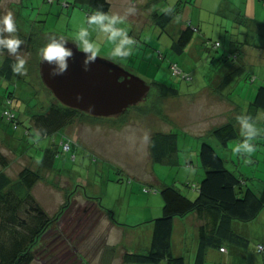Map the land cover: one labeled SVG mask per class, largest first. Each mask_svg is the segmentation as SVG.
<instances>
[{
	"label": "rangeland",
	"instance_id": "374dc122",
	"mask_svg": "<svg viewBox=\"0 0 264 264\" xmlns=\"http://www.w3.org/2000/svg\"><path fill=\"white\" fill-rule=\"evenodd\" d=\"M187 1L191 0H149L150 3H154V6L159 3L165 6L166 2L168 6H176L178 4L181 7L180 13L182 16L179 24L182 26H185L183 23L187 22L191 16L189 11H192V6L190 7ZM109 2L111 3V7L108 14L125 16L124 23L118 26L124 28L137 41L133 53L120 65L145 79L152 87L145 100L129 107L124 113L118 116L96 118L112 125H117L120 121L125 123L121 131L114 132L112 130L111 134L113 135L107 136V141H102V145L104 146L102 150L92 147L93 145L89 146L84 142L78 144L72 143V149L69 153H64L61 149L59 155H55L54 157L53 166L48 168L47 171L46 169L43 170L42 179L36 184L35 189L33 188L32 193L34 196L37 193L41 197L47 204V211L50 214L55 213L54 211L56 213L61 211L57 236L51 237L49 242L56 237H58L56 238L57 242H60V239L62 241L59 247L53 244L51 250L55 247L57 248L54 251L52 250L50 254L48 253L50 248L44 251L41 250L40 259L35 260L31 264H80L79 255L76 257L78 253L88 256L90 263L96 262L95 260L98 262L96 256L101 252L106 242L110 241L113 243L124 234L111 228V224L105 223L103 226L100 225L103 217L106 218V213L99 210L96 197H98L103 205L112 207L110 210L115 218L119 221H128L127 223H130L128 225L129 229H127L128 233L124 235L125 239L130 236L131 239L137 242L139 236L147 238V231L144 230L147 228L144 225H136L133 222L142 213L141 208L137 207L136 203L138 202V198L136 197L137 190L132 192L131 188L132 185L138 183L139 176L131 173L127 168L125 172L122 166L125 164L136 170L138 174L145 175L147 160L150 157L151 151L148 145V136L156 130L162 131L161 129L167 127L170 123L161 119L162 121L159 124L157 120L160 119H153L154 115H149V110H153L156 106L162 107L161 101L156 95L158 92L154 81H164L178 86L180 78L176 76L172 77L171 74L170 63L172 61L178 62L184 73H190L193 77L198 73L207 77L214 75L216 70L210 69V64H213L212 67L216 66L217 68L227 65L220 51V49L223 50L224 48L218 50L211 46L207 52H203L200 55L196 52L198 46L192 43L187 46L182 56L172 51L171 45L177 35V32L174 31V26H171V29L168 27L163 29L154 24L152 19L147 18L148 14L143 11L141 7V3L143 4L142 0L134 1L135 3L133 0H109ZM186 5H188V11L183 14V8ZM132 8L135 11L129 13V9ZM90 9L88 5L81 3L79 0H0V17L11 12L17 24L16 33L5 34L19 37L21 34L31 35L28 39L26 38L28 42L25 40L27 43H25L23 49L18 51V55L25 57L27 60L25 66L27 73L25 75L15 73L14 78L11 80L0 75V149L8 157H13L12 166L10 165L5 169L13 178L17 177L16 172H18L21 165L28 166L33 156L36 159L40 158L42 160L45 149L49 146H54L55 149L60 147V142L63 138L62 132L44 136L39 134L37 136L38 132L32 129L34 131H32V135L26 134V127L28 126L27 116L29 113L48 110L52 102L58 101L42 80L39 49L52 36L62 35L70 38L75 35L80 27H88L91 38L101 43L100 56L106 57L112 47L111 42L106 40L105 34L98 31L97 26H89L87 24ZM208 15L213 16L214 14L208 13ZM216 35V32H214V36H209L212 39L210 42H214L217 39ZM218 37L222 38L220 34H218ZM159 53H162L164 57L158 56ZM7 54L9 53L0 51V68L3 58ZM198 56L201 59L199 61ZM251 78H255V81L251 82ZM243 79L245 81L250 80L248 81L249 85L253 84V87L258 88L264 83V74L258 69H254L250 73L249 71L244 72ZM238 91L241 92V90ZM5 108H9L18 114L21 120L19 128H14L12 123L1 117ZM163 109L164 107H162ZM139 112L144 113V115H140ZM85 116H91L87 119L94 117L87 113H85ZM80 124L82 125L81 121L72 122L65 127L63 133L71 132L72 126H76L75 128H79L80 130ZM6 130L8 134L20 137L21 145L19 146L24 153L29 154V160H27L29 163H26L25 157L15 158L13 152L8 149L11 146L15 149L16 145H12L10 138H8L9 141L6 140L7 136L3 135V132ZM180 135L187 137V139L190 138V134L187 133H180ZM96 136L97 132L92 134L93 138ZM201 136L204 141L216 147L222 157L226 159L230 170L239 175L243 174V177L248 179L250 186L254 188L253 182L259 183L258 179L264 185L263 140L257 142L258 144L255 145L256 150L253 153L242 156L234 153L233 148L230 150L231 145L230 147L221 145L218 139L211 133L205 134L203 132ZM242 139L243 137L240 135L232 141L236 144ZM185 145L186 148L181 147V151H179L175 158L179 159L183 155V158H188L199 163L200 156L198 150L193 146L189 148L188 145L191 144L188 140L185 142ZM1 169L2 167H0ZM155 169L156 173L162 177V180H166L168 184L172 183L171 185H173L174 178L180 171L179 167L169 165L168 163H156ZM57 179L58 182H56ZM197 179L192 180L193 183L188 187L189 191L197 190L195 189L197 187L195 183ZM46 182L51 183L53 187L51 188L46 185ZM194 184L196 185L195 187ZM151 187L153 188L154 186ZM149 188L150 184L148 182H142V189L149 190ZM158 189L156 193L162 197L160 193L162 188ZM183 189L185 192L188 191L184 187ZM71 194L72 203L70 210H68L69 208L62 209V206L67 202L68 196ZM91 197H95L96 200ZM89 209L91 211H88ZM59 233L62 234L60 237L58 236ZM64 237L67 238L65 239ZM192 238L193 236L189 238V242L192 241ZM252 241L249 246L244 248L251 258H259L263 252L255 249L254 242ZM139 243L144 246L136 251L146 252L150 249V242L146 244V240H142ZM234 246L237 247L238 245ZM118 247L113 248L114 256L116 253L115 249H118ZM186 255L187 264H195L194 260L189 258V254ZM224 259L225 255L220 252H213L209 256L211 263L224 264ZM120 263L114 257L113 264ZM161 264H165V262Z\"/></svg>",
	"mask_w": 264,
	"mask_h": 264
},
{
	"label": "trees",
	"instance_id": "16d2710c",
	"mask_svg": "<svg viewBox=\"0 0 264 264\" xmlns=\"http://www.w3.org/2000/svg\"><path fill=\"white\" fill-rule=\"evenodd\" d=\"M79 1L91 8L89 15L97 10L109 13L111 7L109 0ZM262 1L264 2V0ZM174 9L175 11L172 15L158 11L152 13V19L155 24L166 29L173 20V16L176 13L180 14L177 6H174ZM198 29L197 26L191 24V21H187V25L183 28L179 37L173 40L171 50L180 56L184 54L196 34H203ZM30 36L29 34L20 36L24 41L20 50L23 49ZM207 37L210 39L209 36ZM204 43L207 52L209 47H211L209 45L210 40H206ZM213 48L218 50L224 48L223 50L220 49V51L227 65L218 68L216 66L212 67L213 64L210 65L213 70L219 71L223 67L228 70L230 74L225 77L224 82V85H227L235 71L238 72L236 75H241L244 71V68L238 65L241 52L239 48L229 50L226 47H222L221 41H215ZM3 52L7 53L8 51L4 49ZM158 56L164 57L162 53H159ZM14 61L15 57L10 53L7 54L3 58L0 75L10 80L13 79L15 73L12 71V64ZM231 66H233V69ZM175 67L181 71L176 73ZM170 69L172 77H179L180 82L190 83L193 80L192 74L184 73V70L176 61L170 63ZM154 85L159 93L158 98L180 93L178 86L164 81L156 80ZM262 108H264V83L258 87L257 94L254 100L250 102L246 114L250 115L254 120L258 110ZM5 110H8L9 113H5ZM153 111L163 116L162 107L156 106ZM82 116H85V112L64 105L58 100L57 102H52L48 110L29 113L27 116V134H32L33 130L43 136L53 135L58 132L63 133L67 125ZM1 117L12 123L14 128H19L21 120L13 110L5 108ZM2 124L4 123L2 122ZM212 133L225 147L228 146L230 141L240 136L239 129L233 121L215 127ZM261 139L260 135H257L254 145H257V142ZM66 142H69L72 147L73 136L71 135L70 137L69 134L65 138L64 143ZM176 146V133L156 132L151 137L150 149L156 161H162L165 156L176 149ZM59 153V147L56 149L54 146L47 147L39 168L23 166L17 173V177L13 178L5 171L10 165V158L0 149V167H2L0 170V264H31L35 260L40 259L41 250L44 251L50 248L48 251L50 254L52 250L54 251L60 246L62 239H60V242L56 240L58 237L53 238L54 240L52 239L51 242H49V239L57 236L61 211L52 216L32 193L33 187L42 179V172L45 170L42 168L52 167L54 157L59 155ZM200 159L205 169V174L200 182L197 196L191 197L175 185H164L160 192L163 198V210L153 220L150 249L146 252L127 249L123 255L125 264H159L162 261H165L166 264H187L185 256L175 254L173 249L174 219L176 217H185L193 212H198L202 220L205 221L199 228V245L195 264H205L208 250L211 247H219L220 250L225 248L227 250L226 247L229 246L230 248L233 244L243 245V247L248 246V243L243 240L244 238L233 228V222H249L258 217L264 208V188L258 192L248 184V179L243 177V174L239 175L230 170L226 159L209 142L204 141L202 143ZM246 185L247 187H245ZM158 190L155 187H150L149 190L145 189L147 192H158ZM71 197L72 194L68 196L67 202L62 206V209L69 208L68 210H70ZM93 199L96 200L95 197ZM97 203L99 210L105 211V206L99 201ZM88 211L91 210L89 209ZM61 235L59 233L58 236L60 237ZM64 238L66 239L67 237ZM53 244L58 246L51 250ZM225 244L227 245L225 246ZM257 245L264 244L258 243ZM109 250L106 253L111 257L110 253L112 254L113 252H109ZM225 250L221 251L225 252ZM262 250L264 248H260L258 251Z\"/></svg>",
	"mask_w": 264,
	"mask_h": 264
},
{
	"label": "crops",
	"instance_id": "0c3cea01",
	"mask_svg": "<svg viewBox=\"0 0 264 264\" xmlns=\"http://www.w3.org/2000/svg\"><path fill=\"white\" fill-rule=\"evenodd\" d=\"M134 1L136 2L140 0H133V2ZM142 2L143 4L141 3V7L143 11L148 14L147 18L149 19H152V13H154L155 11L161 13L163 12L161 11V9L168 6L167 2L165 6L161 3L155 5L158 7H155L154 3H150L149 0H142ZM187 3L190 4V7L192 6V11H189L192 17H189L188 22L191 21V24L199 28V32H203V34L197 33L196 37H194L190 42V44L194 43L196 46H198L196 52H198L200 55L203 52H206L204 41H212L211 37L210 39H208L207 36H214V32H216L217 39H215V41H221L222 47H226L229 50L239 48L241 52V58L238 62V65L242 66L244 68V71L241 75H236V73L238 72H234L232 70V72H234V75L230 78L227 85H224L225 77L230 73L224 67L219 69V71L216 70V73L214 75H210L209 77L202 76L201 73H198L193 77V80L190 83L179 82L178 89L180 93L178 95H168L159 98L162 107H164L165 109H163V116L155 113L153 110L149 111V115L153 114V119H160L157 120L159 124L162 121L161 119H164L166 120V122L170 123L167 127L161 129L162 131L156 130L155 132L151 133L148 136V145L150 148L151 137L154 133L173 132L177 134L176 149L173 150L169 155L165 156L162 161H156L150 151V157L147 160V170L145 175L138 174L136 170L128 167L125 164L124 166H122L125 169V172L127 168L131 173L139 176L138 183L136 185H132L131 188L133 190L132 192H134V190H137L136 197L138 198V202L136 203L137 207L141 208L142 213L138 215L133 222H135L136 225H144V227L147 228L144 229L147 231V238L139 236V240H137V242L134 239H131L130 236L125 239L124 235L128 233L127 229H129L128 225H130V223H127L128 221H119L112 214V211L110 210V208L112 207L104 205L106 218L103 217L100 225L103 226L105 223L111 224V228L124 235L119 240L116 239V241L113 243H111L110 241L106 242L101 252H99L96 256L98 262L97 260H95L96 262L93 261L90 263V261L88 260L90 258H88V256L78 253L76 257H78L79 255L80 264H113L114 257L121 262L120 264H125L123 261V255L127 249L132 251L139 250V248L141 249L144 245L139 242H141L142 240H146V244H149V242L151 243L153 234V220L155 217L159 216L162 213L163 198L156 192L151 193L145 191V189H142V182H148L150 184V187L154 186L157 189L160 187L162 188L164 185L168 184L166 183V180H162V177L156 173L155 169L156 163H168L169 165L177 166L180 169V171L174 178L175 181L173 185L180 188L185 194L191 197H196L198 194L200 182L205 174V169L201 164V159L199 163H196L192 160H189L188 158H183V155L179 159H176L175 156L179 153V151H181L182 148L186 146L185 142H187V140L191 144L188 145V147H195L198 150L200 156V147L202 145V142H204L201 134L204 132L205 134L211 133L213 135L212 131L215 127L223 125L229 121H233L236 124V127L240 130V125L236 120V116L240 114H246L247 107L249 106L250 102L254 100L257 94L258 88L253 87V84L249 85L248 81L250 80L245 81L243 79V74L246 71H249L250 73L254 69H258L264 74V2L262 0H192L187 1ZM176 6L177 9L181 12V7L178 5ZM187 6L188 5L183 8V14L188 11ZM208 13H212L214 15L209 16ZM152 21L154 22L153 19ZM183 24L186 26L187 22ZM171 26H174V31L177 32L176 38H174L177 39L185 26L176 23L174 19L169 23L167 27L171 29ZM218 34H220L222 38H219ZM21 35L23 36L24 34ZM214 42H210L209 45L214 47ZM182 55L183 54H181V56ZM199 60H201L200 56H198V61ZM211 68L212 67L210 65V69ZM231 68L233 69V66H231ZM253 81H255V78H251V82ZM238 90H241V92H239ZM156 95L159 96V93H157ZM236 95H238V97H236ZM146 113L147 112H145V114ZM140 115H144V113H140ZM90 117L82 116L81 118L75 120V122L81 121L82 125L80 124V130L79 128H75L76 126H72V133L68 131L67 133L61 134L63 135L59 147L60 150L62 149L61 151H63L64 153H69L67 151H64L62 148L65 142V138L69 135V133L73 135V143L78 144L84 142L89 146L93 145L92 147H96L99 150H102L104 147L102 145V141H107V136L113 135L111 134V131H121V129L125 126V123L122 121H120V123H117V125H112L96 119L98 117L95 116V118L92 117L94 119H87ZM253 121L255 122L256 127L259 129L258 136L260 135V137L262 138L261 140H263L264 143V108L258 110L257 115ZM95 132H97V136L93 138L92 134ZM180 133L190 134V138L187 139V137L183 135L182 137ZM3 135L7 136L6 140L10 138L12 145H16L15 149L12 146H7L9 147L8 149L13 152V156H15V158L25 157L24 159L26 163H29L27 161L29 160V154L24 153L19 146L21 145L20 137L18 138L16 135L8 134L7 130L3 132ZM230 145L231 150L235 143L233 141H230L227 147H230ZM71 149L69 151H71ZM12 158L10 157L11 166L13 163ZM41 161L42 160H40V158L36 159L33 156L31 159V163H29L28 166L35 169L39 168ZM22 167L23 166L21 165L19 170ZM48 168L50 167H46L44 169H46L47 171ZM18 172H16V174ZM196 178H198L197 181H195V183L197 184V187L195 189L197 190L189 191L188 187L191 183H193L192 180H196ZM257 181H259V183L253 182V186L255 190L260 192L264 188V185L261 183L260 179H258ZM56 182H58V179L56 180ZM45 184L51 188L53 187L49 182H46ZM35 186L33 187L34 189ZM195 186L196 185L194 184V187ZM183 187L188 191L185 192ZM35 197L47 210V204L41 199V197H39L37 193ZM96 198L97 201L101 202L98 197ZM54 212L55 213H52L51 215L54 216L56 214V211ZM204 222L205 221L202 220L198 212H193L185 217H176L174 219L173 249L175 254L184 255L185 258H187L186 254H189V258L191 260H194L195 262L199 245V228L200 225ZM233 228L244 238L243 240L248 243V246L253 240L252 242H254L255 249H257L256 246L258 243L264 244V208L260 212L258 217L252 221H234ZM191 236H193V238L192 241L189 242V238ZM226 245L227 244H225V246ZM234 245L237 244L231 245L230 248L229 246H227V250H225V252L221 251L219 247L209 248L205 264H217L211 263L209 261V256L213 252H220L225 255L224 264H264V250L260 251L263 252V254L259 258H251V256L247 254V251L244 247L241 248L240 245L235 247ZM116 246L119 247L118 249H115L116 253L114 256L113 248H116ZM145 247L148 248L147 245H145ZM110 248L111 250H109ZM108 250L109 252H113L112 254L110 253L111 257L106 253V251Z\"/></svg>",
	"mask_w": 264,
	"mask_h": 264
},
{
	"label": "clouds",
	"instance_id": "9594fccd",
	"mask_svg": "<svg viewBox=\"0 0 264 264\" xmlns=\"http://www.w3.org/2000/svg\"><path fill=\"white\" fill-rule=\"evenodd\" d=\"M135 9H129V13ZM165 14L172 15L175 11L174 6H166L161 9ZM125 16L119 14H108L102 10H97L87 19L89 26H97L100 33L105 34L106 40L110 41L112 47L105 57L115 64H122L133 51L137 41L130 36L128 32L118 25L124 23ZM176 23L182 19L181 14L176 13L173 16ZM17 32V24L11 12L0 17V51H7L15 56V61L12 64V71L19 75L27 73V60L25 57L18 55V51L24 41L15 35H4L5 33L12 34ZM83 53V66L85 70L94 63L98 56L101 55L102 45L97 40L91 38L88 27H80L72 37L52 36L49 41L39 49L42 62L47 63L51 68L52 76H62L69 67V58L74 56L73 47ZM236 120L240 125V135L243 139L233 146V152L244 155L253 153L256 148L253 143L254 139L259 134V129L256 127L252 117L248 114H240L236 116ZM39 136V133H37ZM264 248V245H257V250Z\"/></svg>",
	"mask_w": 264,
	"mask_h": 264
},
{
	"label": "water",
	"instance_id": "95a60500",
	"mask_svg": "<svg viewBox=\"0 0 264 264\" xmlns=\"http://www.w3.org/2000/svg\"><path fill=\"white\" fill-rule=\"evenodd\" d=\"M69 46L74 56L62 76H52L50 66L40 59L42 80L61 103L95 117H108L147 98L151 84L145 79L103 56L85 70L83 53L74 44Z\"/></svg>",
	"mask_w": 264,
	"mask_h": 264
},
{
	"label": "built area",
	"instance_id": "2783aa9c",
	"mask_svg": "<svg viewBox=\"0 0 264 264\" xmlns=\"http://www.w3.org/2000/svg\"><path fill=\"white\" fill-rule=\"evenodd\" d=\"M181 70L175 67V72L179 73ZM5 113H9L8 110H5ZM71 149V145L69 142L63 144V150L69 151ZM147 190V189H146ZM221 250H225V248H221Z\"/></svg>",
	"mask_w": 264,
	"mask_h": 264
}]
</instances>
